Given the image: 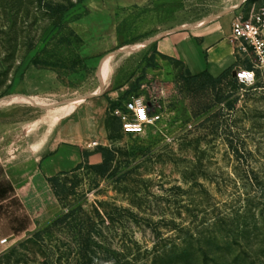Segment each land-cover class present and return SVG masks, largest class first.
<instances>
[{"label": "rangeland", "instance_id": "rangeland-1", "mask_svg": "<svg viewBox=\"0 0 264 264\" xmlns=\"http://www.w3.org/2000/svg\"><path fill=\"white\" fill-rule=\"evenodd\" d=\"M239 1L0 0V128L98 108L84 97L114 78H132L130 96L161 115L126 134L107 109L97 148L113 158L105 170L103 159L86 161L60 176V212L48 222L17 198L0 202V264H264V67L244 53L256 73L245 85L194 77L155 54L137 65L157 32L196 26ZM260 6L244 0L234 15ZM90 14L104 20L87 41L100 53H84L77 33ZM114 26L118 43L108 48Z\"/></svg>", "mask_w": 264, "mask_h": 264}, {"label": "crops", "instance_id": "crops-1", "mask_svg": "<svg viewBox=\"0 0 264 264\" xmlns=\"http://www.w3.org/2000/svg\"><path fill=\"white\" fill-rule=\"evenodd\" d=\"M243 1L232 4V9L227 12L202 18L196 26L183 24L157 32L146 42L145 50L138 51L137 65L146 56L155 54L156 61H178L192 74L208 70L217 76L230 66L234 70L243 67L242 57L246 52L240 50V41L231 35L235 8ZM102 21H98L93 14L77 21V33L85 39L84 53H100L96 49L89 51L87 41L104 31L100 24ZM107 22L112 23L111 17ZM106 34L113 39L108 48L118 43L115 26ZM90 60H94L92 64L98 63L94 57ZM128 79L106 81L96 93L84 97H96L94 102L99 104L98 108L88 107L78 113L71 109L62 115L57 112L44 123L40 119L20 121L17 125L3 122L0 128V202L17 198L26 214L38 221L48 222L56 217L60 212V201L50 177L70 172L86 161L92 164L102 161L103 155L97 146L107 140L104 116L112 101L130 93L132 78ZM28 82V77H22L20 86H27Z\"/></svg>", "mask_w": 264, "mask_h": 264}, {"label": "built area", "instance_id": "built-area-1", "mask_svg": "<svg viewBox=\"0 0 264 264\" xmlns=\"http://www.w3.org/2000/svg\"><path fill=\"white\" fill-rule=\"evenodd\" d=\"M231 35L240 41V50L253 51L257 65L264 67V6L252 11L249 16L238 15L231 23ZM235 78L241 84H251L256 80L253 68L238 67ZM126 134H141L148 125L159 120L161 115L151 111L149 103L141 95H132L124 100L122 107L113 110ZM96 144V142H93Z\"/></svg>", "mask_w": 264, "mask_h": 264}, {"label": "trees", "instance_id": "trees-1", "mask_svg": "<svg viewBox=\"0 0 264 264\" xmlns=\"http://www.w3.org/2000/svg\"><path fill=\"white\" fill-rule=\"evenodd\" d=\"M233 72H234L233 66H230V67L226 68L225 70H223L217 76L211 74L208 70H203V71L198 72V73H195V74H192V73H190V74L192 76H194V77L209 76V77L212 78L213 81H216L217 82V81H220L221 79H223V78H225L227 76H232V77L235 78V76L233 75ZM129 96H130V93L127 94L126 96L122 97L118 101H112L111 102L109 111H110V113L113 116H115V117H117L119 119V117L113 113V110L115 108H117V107H122V105L124 103V100L127 99ZM119 121H120V119H119ZM120 125H121V122H120ZM99 150H100V152L103 155V167H102V170H105L107 168V166H108V162L113 158V153H112V150L111 149H108L106 147H100ZM82 164L83 163L78 164L72 171L80 168L82 166ZM97 165H92V167L95 168V167H97ZM72 171H70V172H72ZM70 172H61L58 175H55V176L50 177V179H49L50 182H51V184H52V187L54 189V192L56 193V195L58 197V199H59V194H58V191H57V188H56V182L58 181V179L60 178V176H62V175L67 176Z\"/></svg>", "mask_w": 264, "mask_h": 264}, {"label": "water", "instance_id": "water-1", "mask_svg": "<svg viewBox=\"0 0 264 264\" xmlns=\"http://www.w3.org/2000/svg\"><path fill=\"white\" fill-rule=\"evenodd\" d=\"M235 74H236V73H235V70H234L233 75L235 76Z\"/></svg>", "mask_w": 264, "mask_h": 264}]
</instances>
